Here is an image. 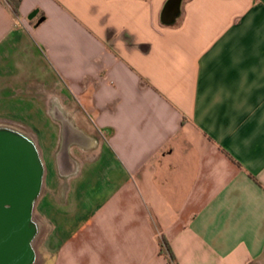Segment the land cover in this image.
I'll return each mask as SVG.
<instances>
[{"label": "crops", "instance_id": "1", "mask_svg": "<svg viewBox=\"0 0 264 264\" xmlns=\"http://www.w3.org/2000/svg\"><path fill=\"white\" fill-rule=\"evenodd\" d=\"M165 2L0 0V125L38 148L52 264H264V0Z\"/></svg>", "mask_w": 264, "mask_h": 264}, {"label": "water", "instance_id": "2", "mask_svg": "<svg viewBox=\"0 0 264 264\" xmlns=\"http://www.w3.org/2000/svg\"><path fill=\"white\" fill-rule=\"evenodd\" d=\"M183 0H166L160 22L172 25ZM66 151L65 146L62 153ZM45 169L34 140L0 125V264H33L37 226L33 209L41 194Z\"/></svg>", "mask_w": 264, "mask_h": 264}, {"label": "rangeland", "instance_id": "3", "mask_svg": "<svg viewBox=\"0 0 264 264\" xmlns=\"http://www.w3.org/2000/svg\"><path fill=\"white\" fill-rule=\"evenodd\" d=\"M36 211L34 212V209H33V222L37 226V233L33 240V247L35 251V261L33 264H52V260L50 258H45L42 252L39 250V248L41 247V242H42L41 238L44 236L46 232H48L49 228H48L47 223L41 221V217L39 214H36ZM40 221L42 224L41 231H39Z\"/></svg>", "mask_w": 264, "mask_h": 264}, {"label": "trees", "instance_id": "4", "mask_svg": "<svg viewBox=\"0 0 264 264\" xmlns=\"http://www.w3.org/2000/svg\"><path fill=\"white\" fill-rule=\"evenodd\" d=\"M5 1L11 7L14 15L16 17H18L19 16V6L21 3V0H5ZM161 251L166 252L167 258H168L170 263L175 261V257L173 255L168 243L164 239L161 240Z\"/></svg>", "mask_w": 264, "mask_h": 264}, {"label": "bare ground", "instance_id": "5", "mask_svg": "<svg viewBox=\"0 0 264 264\" xmlns=\"http://www.w3.org/2000/svg\"><path fill=\"white\" fill-rule=\"evenodd\" d=\"M2 125V124H1ZM11 127H13V126H11ZM17 128V127H16ZM18 129V128H17Z\"/></svg>", "mask_w": 264, "mask_h": 264}]
</instances>
